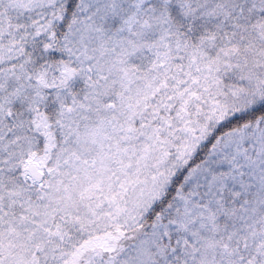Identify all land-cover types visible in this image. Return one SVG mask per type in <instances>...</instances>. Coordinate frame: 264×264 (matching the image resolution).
I'll list each match as a JSON object with an SVG mask.
<instances>
[{
  "label": "snow or ice",
  "instance_id": "1",
  "mask_svg": "<svg viewBox=\"0 0 264 264\" xmlns=\"http://www.w3.org/2000/svg\"><path fill=\"white\" fill-rule=\"evenodd\" d=\"M0 264H264V0H0Z\"/></svg>",
  "mask_w": 264,
  "mask_h": 264
}]
</instances>
